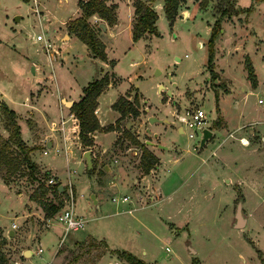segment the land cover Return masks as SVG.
<instances>
[{"label":"rangeland","instance_id":"obj_1","mask_svg":"<svg viewBox=\"0 0 264 264\" xmlns=\"http://www.w3.org/2000/svg\"><path fill=\"white\" fill-rule=\"evenodd\" d=\"M111 1L115 5L121 3L117 8L120 33L114 39L109 33L104 37L106 51L116 62L114 67L111 61L109 64L124 78L131 74L144 76L119 96L134 101L137 95L140 115L120 120L118 128L113 130L116 134L113 144L115 134L104 132L110 126L107 125L98 134L97 147L92 133L93 144L89 147L81 144L80 149L73 118L65 122L67 143L54 138L53 148L48 147L46 141L51 131L39 130L28 115L32 110L26 100L39 77L33 74L32 65H39L42 73L49 76L53 71L52 61L55 63V57L60 60L59 52L63 55L69 52V61L74 60L73 55L78 58L76 75L81 92L100 77L102 60L83 58L85 44L80 40L77 47L64 49L57 36L64 29L63 22L76 15L77 0H39L37 11L33 0H0V94L5 93L9 107L19 113L16 116L21 136L34 149L31 159L39 170L37 181L29 179L28 169L24 167L12 176L3 173L8 177H0V241H3L0 250L8 264H51L56 254L58 259L53 264H74L75 259L77 264H97L106 245L95 239H103L114 249L110 257L124 264L128 263L118 252H129L152 264H261V258L264 259V1L184 0L170 25L161 7L163 1L156 0L150 5L158 14L156 26L161 36L147 35L145 41L136 44L131 34V5L135 0ZM231 3L238 12L222 15ZM218 19L222 31L215 41L214 60L218 58V65L229 75L233 72L237 75L238 89H246L245 97H242L245 92L235 97L223 95L229 91L230 82L217 72L216 63L213 62V72L208 68V40ZM38 35L43 40L37 41ZM228 57L232 60L225 59ZM248 57L260 81L256 90L249 88L243 69ZM65 66L68 68V62ZM65 76V68L57 71L63 88L69 85ZM157 83L163 84L164 90L161 88L159 92ZM53 89H57V82ZM116 94V90H110L101 98L100 113L108 123L116 116L109 99ZM224 98L229 101H223ZM2 107L3 103L0 135L7 137ZM221 107L238 123L250 125L243 128L247 144L230 138L218 148L228 133L224 132ZM175 108L177 111L173 112ZM189 108H202L208 115L207 126L216 130L203 149H199L200 135L190 138V130L184 133L177 130L183 125L178 116ZM150 117L157 121L150 123ZM251 125L255 127L253 133L249 131ZM153 133L159 137L154 138ZM127 134L158 158V164L146 178L140 167L142 149ZM231 142L234 144L229 145ZM88 150L93 157L91 173L87 172L82 154ZM175 157L181 159L172 162ZM169 167L161 174V168ZM46 171L50 173L48 178L43 177ZM160 175V181L164 182L161 194L154 203L144 205V201L150 202L153 185ZM49 178L62 184L66 191L49 190L41 195L40 182L47 185ZM33 194L46 204H59L60 211L47 218L43 205L31 200ZM71 194L74 214L82 217L85 224L83 229L65 234L58 217L71 206ZM139 194L144 198L143 206L136 203ZM125 195L130 196L129 203L112 202V197ZM239 203L246 219L241 228L235 227ZM132 208L135 209L129 213L127 210ZM10 230L14 235H9ZM26 250L32 254L25 256ZM102 262L106 264L105 259Z\"/></svg>","mask_w":264,"mask_h":264},{"label":"trees","instance_id":"obj_2","mask_svg":"<svg viewBox=\"0 0 264 264\" xmlns=\"http://www.w3.org/2000/svg\"><path fill=\"white\" fill-rule=\"evenodd\" d=\"M28 2L29 0H23ZM156 0H148V3L142 0H135L132 4L134 7V21L132 28V39L137 42L144 36H159V31L156 26L158 20V14L150 3ZM163 10L170 25H173L176 16L180 10V6L184 0H162ZM234 2L235 0H231ZM264 0H257L261 2ZM81 9V15L70 20L67 24V30L69 33L74 34L81 42H83L89 49L91 56L98 58L102 61H107V55L105 52V45L99 37V32L102 31L100 25H93L91 19L93 16L105 21L109 26L117 23V5L107 4V0H80L78 2ZM249 11V10H248ZM231 3L222 15H229L231 13H237ZM222 31L220 19L216 20L211 29V34L208 40V56L207 63L208 68L213 72L214 62V45L215 41ZM110 64L114 66V61ZM245 70L247 72V78L253 88L258 85L257 76L253 67V64L249 58L244 62ZM213 74V73H212ZM214 75V74H213ZM114 74L107 73L100 79H95L88 83L83 88V95L78 102H75L71 107V112L78 120L79 126V139L84 147H89L93 144V140L90 134L96 131H103L99 124V120L95 115L98 102L97 98L111 83ZM214 80L217 79L216 75ZM1 104V103H0ZM139 100L135 96L134 101H130L124 97L119 98L112 108L120 113V118L115 125L108 126L104 132L113 131L118 128L120 120L127 116L138 117L140 115ZM3 115L5 117V129L8 131V136L3 137L0 135V177L6 178L12 176L20 171L23 167L28 169V177L30 180H39L37 175L39 173L37 165L31 159V152L34 150L29 147L21 136L20 125L16 113L3 103L2 107ZM136 145H139L142 149L140 158V167L143 174H148L158 163V158L154 155L143 143L133 138L132 135L127 134ZM91 173V170H87ZM6 173L7 175H4ZM49 171H46L43 175L44 178H48ZM41 180V179H40ZM59 183L55 185L47 186L43 181L39 185V193L46 195L49 190L55 193H60ZM52 188V189H50ZM65 188L62 192H65ZM61 192V193H62ZM31 200L39 202L43 205V210L47 218H53L59 211L60 205L56 203L46 204L38 200L35 194L30 196ZM3 241H0V246ZM118 252V251H117ZM122 260H125L128 264H146L142 260L138 259L129 252L122 251L117 253ZM0 264H8V259L0 250ZM261 264H264V259L261 258Z\"/></svg>","mask_w":264,"mask_h":264},{"label":"crops","instance_id":"obj_3","mask_svg":"<svg viewBox=\"0 0 264 264\" xmlns=\"http://www.w3.org/2000/svg\"><path fill=\"white\" fill-rule=\"evenodd\" d=\"M79 1L80 0H77V10H76L77 13H76V15L74 17H72V18H69L67 21L63 22L64 23V29L57 35L58 37H60L61 46L64 47V49L66 48L67 50L77 47V42L79 41V39L74 34L69 33L68 30H67L68 22L70 20H72V19H74L76 17H79L81 15V9H80L79 4H78ZM33 2H34V0H33ZM112 3H115V2H112L111 0H107V4H112ZM119 3H121V2H119ZM119 3L116 2L117 8H118ZM34 5H35V10L37 11L38 7H39V0H37V2H34ZM126 5H130V4L126 3ZM161 7L163 8V6H161ZM132 8H133V12L131 13V34H132L133 21H134V7L132 6ZM116 12H117V9H116ZM92 21H93V18L91 19V22ZM101 24H103L105 26V29L102 28V31L99 32V37L101 38L103 43H104V37H105V35L107 33H109V36L111 38H113V39L116 38L117 35L120 33V30L118 28V18H117V23L112 25V26H109L105 21L100 19L99 25H101ZM207 30L209 32V27L207 28ZM224 30H225V28H224ZM160 36L161 35L159 33L158 37H160ZM142 39L145 41L146 36L142 37L137 42H134L133 39H132V42H133V44H136L139 41H141ZM42 40H43V37H42ZM37 41H41V40H37ZM104 45H105V43H104ZM49 46H50V44L48 43L46 45V48L48 49ZM84 46L85 47H83V53H84L83 54V58H88V59H91V60H94V61L95 60L99 61L98 58L92 57L88 47L86 45H84ZM105 52H106V55H107V61H101L102 62L101 74H100V77L97 78V79L102 78L107 73H110V74L113 73L114 77L111 80V83L107 86V88L97 98L98 105H97V108L95 110V115L98 118L99 124H100V126L102 128H104L107 125H114L115 122L120 118V113L112 109V112H114L115 115H116L115 119H114L113 122H110V123L106 122L102 118L101 113H100L101 112V107H100L101 98L103 96H105L110 90H116V93H117L116 95L117 96L114 97V98H109V99H112L111 105H113L115 103V101L117 100V98H119V96L124 95L126 92H128V89H129L131 84H136V82L139 81V80L136 81L137 79H139V77H143V79H144L143 75H138V74H131V75L127 76L126 78L120 76V74H118L116 72V68L113 69L114 66L111 67V65L109 64V61L113 60L115 62V60L111 58V55L109 54V51H106V45H105ZM70 56L71 55H70L69 52H67L65 55H63L61 52H59V56L58 57L60 58V60L55 57L54 60H55V63L57 65H55V63L52 61V64H53L52 65V69H53V71H52L51 74H49V76H47V74L42 73V67L32 63L33 64L32 65L33 74L34 75L37 74L39 77L37 78L38 82H37V85L35 86L34 90L30 89V98H26V100L28 102V106L32 110V111L29 112L28 115L33 118V120L36 122L37 127L39 128L40 131H44V130H45V132L46 131H51V133L49 135L50 139H48L49 141H46L48 147L52 145L51 148H53V145H54V141H53L54 138L58 139V142L64 141L65 143H67V139H68L67 135H66L67 134V128H66V124H65L67 118H73V120H76L75 128L78 129L77 131L79 133L78 120L76 119L75 115L71 112L70 108L72 107V105L75 102H78V100H80V98L83 95V88L86 87L88 84L82 88V92H81L80 91L81 87L77 83V75H76L77 65H78L77 64V59L78 58L75 55H73L74 60L72 59V61H69V57ZM51 58L53 59L54 57L51 56ZM248 58L250 59V57H248ZM176 59L179 60V58H176ZM225 59H230V61L232 60L231 57H228V58H225ZM218 60H219L218 58L214 60V63H216V66H217V72H219L222 75V77L227 78L228 81L230 82L229 83V91L224 93L223 95L235 97L236 94H239L240 92H241V94L244 93L246 91V89H241L240 91L238 89L239 88L238 85H240V84H237V75H235L234 72L232 73V75H229L226 72L225 68H220V66L217 63ZM66 62H68V65H69L68 68L65 66ZM135 64L136 63H131V65H135ZM57 68H58V70L62 69V68H65V72H66V75H67V76H65V78H66L67 82L69 81V85L67 87L63 88V84L59 81V78L57 79V71H58ZM243 69H244L246 80L249 82V80L247 78V72H246L245 68H243ZM55 72H56V74H55ZM242 76H243V73H242ZM257 80H258V78H257ZM56 82H57V89L54 90L53 89V85ZM249 84H250V82H249ZM156 85H158L159 92H160L161 88L164 90L163 84L157 83ZM259 85H260V81L258 80V85H257L256 88H253L251 86V84H250L249 88L251 87L252 90H256V89H258ZM137 87H139V89H140L139 85H136V88ZM169 91L171 92V96H172V91L171 90H168L167 93ZM141 92L143 94H145L144 91H141ZM32 94L34 95V97H32ZM245 95H246V92H245L244 96H242V97H245ZM112 96H113V94L110 95V97H112ZM5 98H6V94L5 93H1L0 94V103H4V104H6L9 107V105L7 104V101H5ZM68 101L71 102L72 104L71 105H67L66 102H68ZM223 101L227 102V101H229V99L228 98H224ZM236 102L238 103V100H236ZM176 111L177 110L175 108V110H173V112H176ZM14 112L17 113L16 111H14ZM225 112L227 113V109L221 107L220 108V114L224 117L225 126H226V128L224 129V132L225 133L228 132V133L226 135H224L225 139H222V142L219 144L218 148H221V146L226 141L229 142L228 140H231L230 138L238 139V140L240 139L241 142L243 140L245 142H247V137L244 136L243 128L247 127V126H250V125L243 124V123H238V120L235 121V119H233L230 116V114H226ZM17 114H19V113H17ZM254 123H252V124H254ZM251 126L252 127H251V129L249 131L251 133H253L255 127L253 125H251ZM209 129L211 130L210 127H209ZM177 130L180 133H184L181 127L178 128ZM211 131L213 132V135H214V132L216 130H211ZM108 132H111V133L115 134L114 131H108ZM98 134H99V131H96L93 134V138L95 139V141H94L95 142V146L97 145ZM236 135H238V136L236 137ZM153 137L156 138V137H159V136L157 134L153 133ZM115 140H116V134H115V139L112 142V144L115 142ZM262 140H264V137H262ZM149 142L151 143L150 146H153L154 143L151 142V141H149ZM233 144H234L233 142L229 143V145H233ZM241 144L245 145V143H243V142ZM79 147L81 149V142L79 143ZM101 151H102V153L106 152V150H101ZM82 154L84 155V153H82ZM215 155L217 156V153H215ZM180 159L181 158L175 157L172 162H178ZM160 163H161V161H160ZM170 168L171 167L165 168V169L161 168V174L165 173ZM144 175H145V178H146L148 174H144ZM160 177H161V175L159 176V180L156 181L154 183V185H153L152 192H154V194L156 192V194L155 195L153 194L152 196L149 197V199H150L149 200L150 202L148 201L149 203L144 201L143 196H141L140 194L138 195L137 199L139 201H137L136 203H139V206H141V204L143 206V201H144V205H148L150 203H154L155 199L157 198V195L161 194L160 192H162V184L164 182L160 181ZM178 190H179V187H177L175 191L177 192ZM125 197L127 199L124 200ZM129 197L130 196H128V195H125V196H122V197H112V202L127 204V203L130 202V198ZM95 203H98L97 199H96ZM133 209H135V208L128 209L127 211L130 213V212L133 211ZM88 237L94 238L92 235H89ZM88 237L84 238L83 240H80L79 242H83ZM95 240H98V241L101 240V241L105 242V245H106L105 246V250H103L101 252V254H100V257H99V260H98L97 264H102L103 263L102 261L104 259L106 260V264H114V263H116V264L117 263L118 264H124L123 262H120L118 259L113 260V258L110 257L109 253H110V251H112L114 249H111L108 246V244H107V242L105 240H103V239H95ZM79 242L77 241V243H79ZM57 259L58 258H57V254H56L55 257L52 259V261H51L52 263L51 264H53V262L57 261ZM61 259H62V257L60 258V260ZM81 259H82V257H81ZM140 260H142V259H140ZM143 262L146 263V264H152V263H149V262H146V261H143ZM74 264H77V259H75Z\"/></svg>","mask_w":264,"mask_h":264},{"label":"built area","instance_id":"obj_4","mask_svg":"<svg viewBox=\"0 0 264 264\" xmlns=\"http://www.w3.org/2000/svg\"><path fill=\"white\" fill-rule=\"evenodd\" d=\"M34 2H37V0H34ZM100 19L97 16H93V25H99ZM37 40H42V36L38 35L36 37ZM179 121L183 124L180 125L183 132L186 130H190L189 137L195 138L197 136L203 135L204 129H209L208 124V115L202 108H189L185 109L182 116H178ZM200 142V141H199ZM215 154V153H213ZM57 184L55 179L49 178L48 184L49 185H55ZM127 199L126 197L124 200ZM71 206L64 210L59 215V221L63 223L65 234L70 231H77L84 228L85 221L82 217L76 216L73 211V197L71 194Z\"/></svg>","mask_w":264,"mask_h":264},{"label":"water","instance_id":"obj_5","mask_svg":"<svg viewBox=\"0 0 264 264\" xmlns=\"http://www.w3.org/2000/svg\"><path fill=\"white\" fill-rule=\"evenodd\" d=\"M101 28L105 29V26L103 24L100 25ZM169 95H171V92L169 91L168 92ZM67 105H71L72 103L71 102H66ZM149 121L150 123H153L155 121H157V119L155 117H150L149 118ZM213 137V132L210 130V129H204L203 130V135H202V138L200 139V142H199V149H203L206 145V143ZM149 144H151L149 141H148ZM84 159L86 161V164H87V169L88 170H91L93 168V157H92V154H91V151H85L84 152ZM105 170H109L108 166H105ZM59 189H60V193L63 191L64 187L62 184L59 185ZM93 199H94V202H96V199H95V196L93 195ZM246 223V219L243 217L242 215V205L241 203H239L237 205V211H236V225L235 227L237 228H241L245 225ZM9 235H14V231L11 230L9 232ZM32 253L31 250H26L24 252V255H30Z\"/></svg>","mask_w":264,"mask_h":264},{"label":"bare ground","instance_id":"obj_6","mask_svg":"<svg viewBox=\"0 0 264 264\" xmlns=\"http://www.w3.org/2000/svg\"><path fill=\"white\" fill-rule=\"evenodd\" d=\"M242 142H243V143H245V141H244V140H243ZM245 144H247V143H245Z\"/></svg>","mask_w":264,"mask_h":264}]
</instances>
